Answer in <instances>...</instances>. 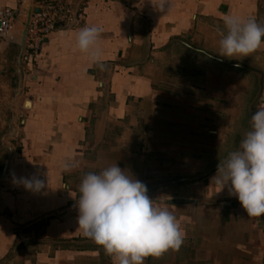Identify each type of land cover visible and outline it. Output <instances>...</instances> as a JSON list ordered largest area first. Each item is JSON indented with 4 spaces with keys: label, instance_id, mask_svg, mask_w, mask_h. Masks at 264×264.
I'll list each match as a JSON object with an SVG mask.
<instances>
[{
    "label": "crops",
    "instance_id": "1",
    "mask_svg": "<svg viewBox=\"0 0 264 264\" xmlns=\"http://www.w3.org/2000/svg\"><path fill=\"white\" fill-rule=\"evenodd\" d=\"M161 2L85 0L82 26L54 31L28 67L19 55L35 2L21 6L0 41V95L14 87L18 144L0 166V264H112L78 228L76 199L85 173L115 162L186 233L178 251L144 264H264V214L249 217L210 179L264 100V46L239 61L219 57L222 18L264 25V0ZM93 25L99 62L75 47ZM34 176L40 192L20 183Z\"/></svg>",
    "mask_w": 264,
    "mask_h": 264
},
{
    "label": "clouds",
    "instance_id": "2",
    "mask_svg": "<svg viewBox=\"0 0 264 264\" xmlns=\"http://www.w3.org/2000/svg\"><path fill=\"white\" fill-rule=\"evenodd\" d=\"M165 7L163 0L159 5ZM216 53L229 60H242L264 46V25L255 16L240 18L226 14ZM101 29L85 26L75 37V47L99 62ZM239 67V64L235 65ZM250 128L239 147L220 160L210 179L219 191L227 189L249 217L264 214V104L251 114ZM26 190L40 192L38 176L20 178ZM77 222L85 237L101 247L112 264H144L169 250L178 251L185 239L182 222L166 206L148 195L147 186L118 164L87 172L78 185Z\"/></svg>",
    "mask_w": 264,
    "mask_h": 264
},
{
    "label": "built area",
    "instance_id": "3",
    "mask_svg": "<svg viewBox=\"0 0 264 264\" xmlns=\"http://www.w3.org/2000/svg\"><path fill=\"white\" fill-rule=\"evenodd\" d=\"M29 1L20 0L16 7L0 8V41H6L10 37L18 18L21 16V6ZM81 1L75 8L72 0H34L35 9L25 20L26 32L19 55L21 66L28 67L36 60L44 41L57 29L82 26L86 14ZM261 104H264L263 99L256 106V110Z\"/></svg>",
    "mask_w": 264,
    "mask_h": 264
},
{
    "label": "rangeland",
    "instance_id": "4",
    "mask_svg": "<svg viewBox=\"0 0 264 264\" xmlns=\"http://www.w3.org/2000/svg\"><path fill=\"white\" fill-rule=\"evenodd\" d=\"M78 1L79 0H73L72 3L75 6V8L78 7ZM85 0H82L81 3H84ZM27 80V79H26ZM4 84V83H3ZM10 83L4 84L3 86H8ZM14 87L8 88L7 92L0 95L1 101L5 103L6 105L0 106V121L2 122L0 128V166H3V159H8V162L10 161L11 157L13 156V152L15 149L18 148V144L16 143L15 134L13 133L12 124H10V120L14 119L15 110L14 105L12 106L11 103L13 99L15 98L14 95ZM6 91V90H5ZM2 103V102H1ZM9 125V126H8ZM5 134H8L6 137H4Z\"/></svg>",
    "mask_w": 264,
    "mask_h": 264
}]
</instances>
